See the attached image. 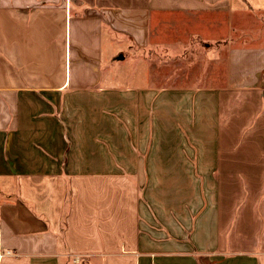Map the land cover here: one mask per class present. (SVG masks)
Wrapping results in <instances>:
<instances>
[{
  "label": "crops",
  "instance_id": "crops-1",
  "mask_svg": "<svg viewBox=\"0 0 264 264\" xmlns=\"http://www.w3.org/2000/svg\"><path fill=\"white\" fill-rule=\"evenodd\" d=\"M191 40L201 73L153 81ZM0 243L264 264V0H0Z\"/></svg>",
  "mask_w": 264,
  "mask_h": 264
},
{
  "label": "rangeland",
  "instance_id": "rangeland-1",
  "mask_svg": "<svg viewBox=\"0 0 264 264\" xmlns=\"http://www.w3.org/2000/svg\"><path fill=\"white\" fill-rule=\"evenodd\" d=\"M206 34V33H205ZM211 36H213V33H210ZM218 38H221V36L216 35ZM190 42V46L193 47V45L196 43V41L191 40V41H187V43ZM202 41H200V43L198 42V46H196V49L194 51V56L190 55L189 53H185L187 50H182V53H185V55H180V58H178L179 60L175 62V64H173L171 61L172 59H175L174 56H163L160 55L158 52H154L152 51V53L149 54V59L152 61H156V63H151L152 65H156L155 68L157 67L160 68L161 70H158L157 72H155L156 70L154 69V73L152 74V79L153 81H157L159 82L161 80V78L163 79V81H167L170 79H174L176 77L181 76L182 74H188L186 76H194L197 75L198 73H201L200 71L198 72V70L202 67V58H203V53L204 50L202 49H198L199 45L201 44ZM186 43V44H187ZM214 43L211 42L210 45V51L215 50L216 48H214L213 45ZM188 50H191V48L188 47ZM193 51V50H192ZM196 51L198 53H196ZM208 51V50H206ZM162 57V59H161ZM158 60V61H157ZM176 60V59H175ZM162 62V64H160ZM159 66V67H158ZM154 68V66H152ZM175 68L179 69L176 70ZM197 69V70H196ZM174 74H178V75H174ZM178 79V78H176ZM181 79V77H179V80ZM192 79V77L190 78V80ZM203 81V79L201 80ZM200 81V82H201Z\"/></svg>",
  "mask_w": 264,
  "mask_h": 264
},
{
  "label": "built area",
  "instance_id": "built-area-1",
  "mask_svg": "<svg viewBox=\"0 0 264 264\" xmlns=\"http://www.w3.org/2000/svg\"><path fill=\"white\" fill-rule=\"evenodd\" d=\"M11 253L9 251H4L1 248V243H0V263L3 261V259L7 256H9Z\"/></svg>",
  "mask_w": 264,
  "mask_h": 264
}]
</instances>
